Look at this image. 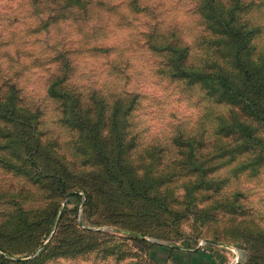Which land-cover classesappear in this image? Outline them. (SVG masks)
I'll return each instance as SVG.
<instances>
[{"label": "rangeland", "instance_id": "obj_1", "mask_svg": "<svg viewBox=\"0 0 264 264\" xmlns=\"http://www.w3.org/2000/svg\"><path fill=\"white\" fill-rule=\"evenodd\" d=\"M198 1L0 0V94L13 85L18 107L38 111L48 153L95 185L88 206L85 193L66 208L65 199L51 223L43 215L54 199H47L33 173L0 163L5 258L40 256L30 264H160L148 253L151 244L204 240L241 248L247 259L242 244L264 232V173L258 172L263 157L256 148L242 151L236 132L220 136V116L228 106L213 102L200 84L168 77L165 58L155 49L180 41L192 49V60L207 58L198 46L207 31ZM244 1L253 5L248 17L261 26L258 44L264 51V0ZM221 61L231 70L227 58ZM56 81L67 95L61 100L49 90ZM64 102L75 108L84 129L64 120L62 112L70 114ZM129 105L126 160L138 184L167 204L138 193L117 200L121 185L104 173L101 144L88 147L96 127L108 144L110 117ZM20 148L12 160L17 165L26 164ZM27 218L31 222L23 224ZM130 227L158 236H144V243Z\"/></svg>", "mask_w": 264, "mask_h": 264}, {"label": "trees", "instance_id": "obj_2", "mask_svg": "<svg viewBox=\"0 0 264 264\" xmlns=\"http://www.w3.org/2000/svg\"><path fill=\"white\" fill-rule=\"evenodd\" d=\"M197 9L207 28L206 33L198 39V46L204 50L203 58L205 55L207 58L192 60V49L180 41L166 42L165 46L155 44V49L165 58L164 73L175 81L193 85L200 84L205 87L206 94L213 102L228 106V110L220 116L221 128L218 134L230 138L232 133L236 132L238 147L242 151L256 148L259 155L263 157L257 169L258 172L264 173V51L258 44L261 26L248 17L253 10V5L244 0H201L197 3ZM221 58H227L228 63L230 61L231 70L222 65ZM10 88L8 93L0 94V151L3 153L0 156V163L16 170L28 168L27 171L33 173L35 180L41 184V190L45 191L47 199H54L50 205L51 211L43 215L49 222L54 223L61 202L67 199L64 205L66 208L71 200L80 202L82 194L85 193V205L88 206L91 203L95 185H90L89 176L72 175L62 160L48 153L46 144L44 143V146L40 140L38 111L18 107L19 96L16 88L13 85ZM49 90L52 96L60 100L63 96H67L59 89L58 81L54 85L51 84ZM63 104L66 107L63 110L70 113L65 115L62 112L64 120L72 127L84 129V122L75 112V108L71 109L67 102ZM131 109L133 106L119 108L110 117L111 134L106 141L108 143L106 146L99 137V128L96 127L94 137L92 135L90 140H87L88 147L90 144L92 148L96 143L101 144L104 151L101 163L106 169L104 173L106 172L111 182L121 185L120 188L115 189L117 200L128 199L129 195L138 193L139 195L136 196H142L152 202L167 204L165 197L157 193L151 195L149 190L138 184L141 180L136 176L135 168L126 160L124 154L128 143L126 130L129 132L130 128V121L126 116ZM232 121L236 123L232 125L230 123ZM254 123L260 125L261 134L259 129L255 128ZM19 147H24L20 149L25 150L26 164L23 165L13 162L19 157L17 152ZM198 176L201 181L205 178L200 169ZM75 210H78V205ZM135 213L139 214V212ZM31 220L27 218L23 224L28 225ZM130 230L135 239L143 242L146 240L144 236L151 234L150 231L140 227H130ZM135 233L142 236H134ZM152 233V236H158ZM249 238L248 244H242L249 250L244 264H264V232H255ZM39 244L30 252L35 251ZM48 245L49 242L45 247L47 248ZM186 245L190 246L191 243H186ZM159 247V244H151L148 247V253L154 252ZM1 250L7 251L0 246ZM39 258L38 255L29 259L8 260L0 254L1 263L30 264Z\"/></svg>", "mask_w": 264, "mask_h": 264}, {"label": "crops", "instance_id": "obj_3", "mask_svg": "<svg viewBox=\"0 0 264 264\" xmlns=\"http://www.w3.org/2000/svg\"><path fill=\"white\" fill-rule=\"evenodd\" d=\"M203 241L193 245L159 243L155 258L160 264H244L246 256L241 248Z\"/></svg>", "mask_w": 264, "mask_h": 264}, {"label": "built area", "instance_id": "obj_4", "mask_svg": "<svg viewBox=\"0 0 264 264\" xmlns=\"http://www.w3.org/2000/svg\"><path fill=\"white\" fill-rule=\"evenodd\" d=\"M204 243H203V241H201L200 243H199V246H201V245H203Z\"/></svg>", "mask_w": 264, "mask_h": 264}]
</instances>
